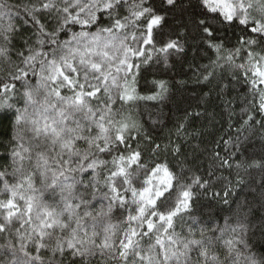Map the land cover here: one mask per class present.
Masks as SVG:
<instances>
[{
	"label": "snow or ice",
	"instance_id": "obj_1",
	"mask_svg": "<svg viewBox=\"0 0 264 264\" xmlns=\"http://www.w3.org/2000/svg\"><path fill=\"white\" fill-rule=\"evenodd\" d=\"M184 5L0 0V118L12 125L0 145V264H264V223L254 229L248 200L231 199L241 172H264V155L241 158L248 137L224 140V154L213 151L197 175L180 147L156 142L134 115L138 101L168 91L153 80L152 94L141 95L139 78L154 58L166 65L185 51L188 25L161 39L167 14ZM187 6L198 9L189 23L215 54L198 82L227 89L217 73L227 68L251 97L242 128L264 131V0ZM213 22L238 30L236 43L228 47ZM214 186L212 197L236 208L201 225L195 198Z\"/></svg>",
	"mask_w": 264,
	"mask_h": 264
},
{
	"label": "trees",
	"instance_id": "obj_2",
	"mask_svg": "<svg viewBox=\"0 0 264 264\" xmlns=\"http://www.w3.org/2000/svg\"><path fill=\"white\" fill-rule=\"evenodd\" d=\"M17 2L18 0H10L13 4ZM192 3L195 4V0H192ZM184 6L186 11L176 9L167 14L161 39H166L177 29L188 25L189 35L185 51L170 56L166 65L162 60L154 58L142 69L139 78L138 92L141 95L152 94L153 80H163L168 91L163 99L138 101L134 115L152 139L162 146L171 142L180 147L179 159L186 160L193 173L205 176L211 166L212 152L220 151L224 154V140H235L239 136L241 141H245V137H248L243 145L241 158L264 155V131L259 130V126L255 130L242 128L243 119H246L245 111L251 105V97L248 96L246 100L247 86L242 80H234L227 68L217 69L218 79L223 77L225 83L231 81V86L227 89L221 90L222 85L218 87L217 80L208 83L200 79L198 82V77L210 63L209 56L214 59L215 54L206 49L198 39L199 34L189 23V17L198 9L188 7L187 0ZM213 25L218 29V36L226 39L228 47L236 43L238 30L223 27L215 22ZM28 35L30 33H25V36ZM22 42L21 40L20 43ZM253 114L256 119L261 118L259 114ZM181 123L184 126L177 135L176 129ZM11 135V122L0 118V145L6 144ZM169 159L175 157L169 155ZM241 175L245 183L237 188L231 199L248 200L251 207L250 218L255 229L264 223V200L260 198V192L264 190V172L253 169L249 173L241 172ZM232 178L235 179V175ZM219 190L218 186H214L207 195L201 194L203 190L197 192L191 216L201 221V225L222 222L225 216L234 212L235 203L225 205L212 197V191ZM118 219H121L119 212L114 216V220Z\"/></svg>",
	"mask_w": 264,
	"mask_h": 264
}]
</instances>
